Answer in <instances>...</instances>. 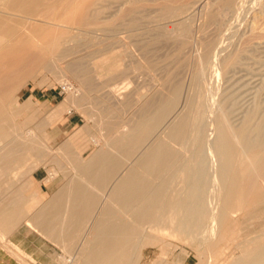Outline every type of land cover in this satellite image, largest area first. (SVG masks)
<instances>
[{"label": "bare ground", "instance_id": "bare-ground-1", "mask_svg": "<svg viewBox=\"0 0 264 264\" xmlns=\"http://www.w3.org/2000/svg\"><path fill=\"white\" fill-rule=\"evenodd\" d=\"M43 1L6 0L3 5L32 13ZM161 1L46 2L48 8L42 9L50 11L46 15L53 13L52 8L62 7L51 20L76 19L81 27L77 35L62 40L54 37L52 28L32 27L29 34H21L22 25L13 24L10 18L0 19V181L13 178L15 182L18 177L22 178L19 168H24L25 164L24 169L29 168L24 154L29 149L39 150L40 160L44 155L38 147L40 143L22 141L23 137L18 132L11 133L9 126L15 118L12 116H18L22 107V104L17 105L16 95L22 93L28 81L35 80L38 68L50 67L57 58L65 59L64 70L80 80L82 93L75 95L72 88L68 92L71 98L54 105L51 114L58 116L72 107H80L82 98L89 93L98 109L96 122L100 129L104 127L107 131L101 142L106 148L97 147L85 159L79 154L80 158L74 160L77 174L69 176L67 183L34 214L28 216L20 202L11 198L4 203L0 191V243H10L4 236L13 232L24 219L41 238L61 248L67 244L62 245L64 237L72 240L80 236L78 264H137L144 249L158 244V239L171 230L205 251V260L201 258L197 264H216L228 254L222 256L230 246L240 254L234 261L227 259L228 264L231 261V264H264V114L255 106L254 110L241 115L239 125L233 126L230 103L227 102L228 107L224 105L228 110L220 105L213 113L208 111L210 108L212 111L214 95L219 93L225 73L238 63L239 67L256 63L252 60L256 57L255 50L252 54L253 47L250 51L246 47L253 39L259 40L257 36L263 39L264 21L260 20L261 27L256 23L260 31L253 34L250 30L251 36L248 32L247 39H243L244 47L240 43L242 49L220 53L216 49L217 43L221 44L220 32L216 28L219 33H214V28L225 26L221 24L227 12L228 15L236 13V16L231 14L234 19L240 13L241 19L245 6L254 0H184L183 3L178 0L176 6L175 0H172L174 5L171 0ZM255 1L260 3V0ZM153 2L161 5L153 9ZM123 5L127 7L121 8ZM196 6L202 9L197 7L198 14L203 12L195 23L192 15ZM42 10L36 11L37 14ZM47 11L42 13L45 19ZM37 14L34 13V17ZM263 14L258 17L262 19ZM256 18L253 16L252 21ZM210 27L213 33L209 32ZM97 30L104 32V39L95 42L93 32ZM73 40L77 45L71 47L73 44L70 46L69 41ZM246 49L255 57L251 59ZM133 50L137 52L133 54L135 58L131 54L136 62L134 67L133 61L125 64L127 60L121 58ZM126 58L131 60L130 55ZM260 58L256 57L257 64ZM127 65L141 72L142 77L146 75L143 79L149 77L153 85L150 83L152 86L144 91L145 87L143 90L140 87L148 84L142 82L139 88L133 86L117 101L124 86H120L116 78L133 71L132 77L134 73L133 69L128 71ZM235 71L229 72L231 76ZM96 79L101 82L96 83ZM114 79L115 84H112L110 81ZM215 102L219 107L220 100ZM231 108L230 112L236 110ZM51 114L47 117L52 118ZM89 143L97 146L99 142L91 138ZM24 169L23 174L27 171ZM9 181L5 183L12 188L15 183L12 185ZM4 182L1 181L3 185ZM7 185L0 190L7 192ZM18 190L13 191L15 196L20 195ZM100 195L104 197L101 199ZM238 212L241 217H236ZM63 256L57 257L72 261L71 257Z\"/></svg>", "mask_w": 264, "mask_h": 264}, {"label": "rangeland", "instance_id": "rangeland-1", "mask_svg": "<svg viewBox=\"0 0 264 264\" xmlns=\"http://www.w3.org/2000/svg\"><path fill=\"white\" fill-rule=\"evenodd\" d=\"M2 1L3 0H0V6L2 7V8L0 7V19L2 17H3L2 19L10 18V21H12V23L14 22L18 25H22L19 27L21 34H29V30L32 29V27L41 26L44 28H52V31L54 32V37L56 39L62 40L64 38H66V39L71 38L72 36L77 35L80 31L79 29L81 27L77 23L78 21L76 19H68V20L66 19L65 20L63 18H60V19L51 20L52 19L51 16H54L57 13L59 14V12H61L60 10L62 7H55L54 9L52 8L53 13L52 12H51V14L49 13L50 16L46 15L50 11H47V9L43 11L42 9L48 8L45 5H47V3L51 2L52 0H49L48 2L46 0H44L47 3L46 2L43 3L44 2L43 1L41 3L42 6H41V4H40V6L37 5L36 7H39V8L33 9L32 13L31 12L28 13V12H24V11L19 12L15 9H11L9 6L7 7V6L3 5L6 2V0H4L3 2ZM157 1H160L159 3L162 2L161 0H157ZM175 1H174V3L176 6L178 4V2L180 1L179 3H181L182 0H179V1L175 0ZM154 2H153V4H154L153 6L150 5L151 7H153V9H155L156 7L158 8L161 5L159 3H158L159 5H157V4H155L157 2H155V3ZM183 2H184V0L182 1V3ZM165 3H168L171 5L173 3V1H172V3L171 2H165ZM174 3H173V5H174ZM256 3H258V4H256ZM260 3H263V5H264V2H262L261 0H260ZM260 3H259V1H255V0L252 1L251 3H248L247 6H245L248 8V10H247V8H245V10L242 11L241 19H240V15H241L240 13H238L239 17L237 16V19L236 18L234 19V15L236 16V13L230 12V15H228L229 13L227 12V14H226L227 16L225 15L226 16L225 18H227V17L228 18L222 19L223 23H226V24H223V23L221 24V25H225V26H222V29H221V27L216 26V25L220 26V24H215V25L213 24L214 26H216L214 28V33H217L218 30L220 32V34H218V35H220V37L218 35H216L219 38L218 41L221 39L220 40L221 44H219V42H218L216 45V49L218 52L225 53L226 51L227 52L234 51L235 48L237 49L235 51H238V49H240V48L242 49V46H243L242 43L244 42L243 39L246 36L248 37L249 34L251 36L255 32L260 31L259 27H261L263 25L262 21H264V16H262L263 17L262 19H261V17L260 18L258 17V15H260L264 11L263 10L264 6L262 4L260 6L259 5ZM125 7H127V6L126 5L121 6V8H125ZM197 7H199L201 9V6H196V8H194V9H197ZM199 8L192 15L193 16L192 19L195 23L197 21L199 22V19L201 18L200 15L203 12V11H201V14L200 13L198 14V12H200ZM261 8H262V10H259ZM49 9H50V7H49ZM115 9H117V8H115ZM41 10L43 12H40L37 14V12H39ZM13 11H14V13H13ZM46 11H47V13H45V15L48 16L47 19H45L44 15H42V13L44 14V12H46ZM34 13H35V15L37 14V16L34 17ZM233 13H234V15H231ZM255 13H259L258 15L256 14V16H257L256 22L254 21L256 19H253V21H252L253 16H254V18L256 17ZM229 17H231V18L233 17L234 21H233V19H231ZM244 17H246V18H244ZM48 18H50V19H48ZM258 18H259V21H258ZM229 19L232 20L231 23L229 22L230 21ZM260 20H262L261 24L259 23ZM23 22H25V23H23ZM228 22L230 24H228ZM256 23L259 24V27H257L258 24H256ZM252 24H254L256 26L254 27ZM98 25L101 26V23H99ZM213 25H212V27H214ZM251 25L254 28L250 27ZM22 27H24V28H22ZM212 27H210L209 32L212 31V33H213ZM216 28H218V30ZM215 29H216V32H215ZM253 29H258V30L257 31L254 30V32H253L252 31ZM250 30L253 34L250 32ZM248 32H249V34H248ZM93 33H94L93 38H94L95 42H97L101 39H104V32L103 31L100 32L99 30H97ZM105 35H107L106 32H105ZM247 37H246V39H247ZM257 37L259 38V40H257L256 38L253 39L256 41L250 40L253 43L251 44V42H249L250 46H248L246 48L249 51L253 49L252 54H253V51L255 50L256 53L254 52L253 55H255L256 57L261 56V58H260L261 62L259 64H257L259 62V58H257L258 59V62H257L256 57L252 56L251 52H248V50L246 49L247 50V51L245 50L246 54L249 53V55H251V57L249 55H248V57L247 56L246 57L248 59H249V57L251 59L253 57H255V59H252V60H253V62L256 60L255 61L256 63L254 62L255 64H252L253 62H251L252 60L250 59L251 60L250 62L252 65H248V66L242 65L239 67L240 63H238V64L234 65L235 67L233 66L234 68L233 67L230 68V70L227 71L223 77L224 81H226L225 79H227V83L222 80V82L220 83V87H219V93L220 94L218 93L219 95L218 94L214 95L215 98L213 96L214 102L212 101V104L214 106L212 108V111H211V108L208 110V111L213 113L214 110H217L218 108H221V107L223 108L224 105H226V107H228L229 104H227V102L230 103L231 104L230 108L232 107L231 110L236 109L234 112L233 111L230 112V108H229L230 119L232 118L230 120V122L231 123H232V121L234 122V123H232L233 126L236 123L241 122V115L243 113H245L247 110H248L247 112H250L251 109L255 108V106H257V108H260V112L262 111V115L264 114V112H263L264 110H262L264 108V100H263L264 99V40H263L264 37H263V39L259 36H257ZM241 38H242V40H241ZM222 40H224V41H222ZM240 43L242 45L241 47H239ZM236 44H237V46H236ZM69 45L70 46L72 45L71 47H74L77 45V41H76V45H75L74 40H73V42L69 41ZM78 45H79V43H78ZM80 48H82V47H80ZM232 48H234V49H232ZM250 48H252V49H250ZM132 52L131 51L128 52L126 56L125 55L121 56L122 60L126 59L128 61V62L124 61L125 64L131 63L133 60H135L134 59L135 56L133 54H135L137 52H135L134 50ZM131 54L133 55L134 58L131 56ZM129 55L131 57L129 59H131V60H128L126 58L127 56L129 57ZM248 59H247V61H248ZM64 60L65 59H62L60 57L59 59L57 58L56 60H54L50 67L38 68L35 71V80L28 81L27 84L22 88V90H23L22 93L16 95V103H17V105L22 104V107L20 109L18 116H12L15 118H13V120L11 119L12 121L10 122L9 130L11 133L18 132L23 137L22 141L26 142V141L32 140L37 145H39V143H40V145L38 147L41 148L42 151L44 152V155H43L44 157L40 156V158H41V160H40L38 157L39 156L38 153L40 151L38 150V152H37L35 150V148L34 149L31 148L28 151H26L24 154H25L26 160L29 164L28 165L29 168L26 169L28 172L24 169L26 167V164L24 165V168H23V166H21L20 167L21 169L19 168V170H21V171H19V170L18 171L21 172L22 175L18 172L17 173L20 174L19 176H21L22 178L19 179V177H18L17 180L15 178V180H16L15 182H13L14 181L13 178L5 181V182H10L9 180H11L12 185H13V183H15L16 185L14 184L12 186V188H11V186L7 185L9 183H5L4 180H1L2 183L4 182L5 185H7L6 189H9V190H7V192H3L2 191L3 189H1L0 191L4 196V198H3L4 203H7L9 201V198H11L12 201H14V202L19 201L20 204L23 206V210L28 212V216H30V214H34L41 207L46 205L52 199L51 197L53 196V194L55 195V193L60 188V186L62 187L63 185H65L67 183V182L65 183V181H68V179L70 177H73L77 174L76 173L77 172L76 167L74 166L75 165L74 160L76 158H80V156H82V158L85 159L93 151H95L97 147L98 148L102 147L103 149L106 148V145H104V143H101V142H104L103 140L105 139V135L107 134V131L104 127H101V129H100V125L96 122L97 117H98V109L94 106L93 100L91 99V97H89V93L85 94L84 97L82 98V100H81L82 102L80 103V107L79 106H77L78 108L72 107V109L69 112H63L62 114H60L58 116L55 114H51L53 109H52V111H50V109L52 107H55L54 105L58 104L59 102H61L63 100H66V99L69 100V98H71V96L68 95V94H70L68 92H70L72 90V88L74 90L75 95L76 94L78 95V93L79 94L82 93V89L79 90L81 88L80 87V80L73 77L72 75L68 74L64 70L63 66L66 63ZM240 61H242L241 63L243 64V59ZM63 62H65V63H63ZM135 63H134V61H133V64L131 63L132 67H134ZM244 63H245V61H244ZM245 64H248V63L246 62ZM131 65H127L128 69H129L128 71H132L133 68L131 67ZM129 67H131V68H129ZM233 69L236 71L232 72V73H234V76H231L233 74H231L229 72H231V70L234 71ZM133 70H134L133 74H135V76L132 74V77H131V73L133 72L132 71V72H129L130 74L128 73L127 75H125V77L116 78V79H118V81H116V79L110 81L111 83L113 82L112 84H115V81H116L117 83H119L120 86H124V88H121L122 90L120 89L122 92L119 91V94L120 93L121 94L120 95L118 94L119 95L118 98H120V99H118L117 101H120L122 95L124 93H126L127 91H130L133 86H134V88L135 87L139 88V86L141 84L146 83L149 85L151 83V82H149L150 81V79H148L149 77L143 79L144 76L146 77V75L143 74V77H142L141 72H139L135 69H133ZM136 72L138 75L136 74ZM227 74H230V75H227ZM128 75H130V76H128ZM138 76L139 77L141 76V77L139 78ZM134 77H136L134 80V81H136V83H138L142 80L140 83H138L139 85L138 84L136 85V83L132 80V79H134ZM137 77L139 78V80H137L138 79ZM229 77H231L232 79H230ZM97 79H98V77H97ZM97 79H96V83L98 81H100V80L97 81ZM101 80L103 81V78H101ZM142 82H144V83H142ZM151 84L153 85V83H151ZM151 84L149 86L148 85L147 86L142 85L140 88H142V90H143V87H145L144 88V91H145L146 88L148 89V87L152 86ZM226 87H229V88H226ZM103 89H105V88H103ZM224 89H226V90H224ZM105 90H103L104 92L103 91H101V92L103 94L104 93L106 94ZM220 90L221 91L224 90L227 92L230 90L229 92L231 94L232 93H234V94L231 95L230 93H228L229 94L228 95L227 92L222 91V92H224L223 93V95H225V97H224ZM230 95L232 98L231 97L228 98V96H230ZM216 97H218V98H216ZM233 97L236 99L233 100ZM216 99H219L220 102H222V103L220 104L219 100H216ZM225 99H228V100H226V102H224ZM229 100L232 102H230ZM240 100H242V101H240ZM117 101H115V102H117ZM215 101H217V103L219 102V107L217 105L215 106V103H216ZM238 101H239V103H237ZM220 105H221V107H220ZM215 107H216V109H215ZM226 107H224V108H226ZM238 107H240V108H238ZM46 112H47V115H46ZM247 112H246V114H247ZM50 114H51L52 118L50 116H49L50 118L47 117ZM233 114H235V115L233 116ZM53 115L57 116L58 118L57 117L55 118ZM262 115H261V117H263ZM243 116H245V115H243ZM239 119H240V121H239ZM263 119H264V117H263ZM263 123H264V121H263ZM237 125H239V123L236 124L235 126H237ZM263 126H264V124H263ZM104 131H106V133H104ZM262 132H264V127H262ZM26 133H28V134L26 135ZM91 138H95L101 144L98 143V145L96 146L92 143H89ZM88 143H89V145L86 146V144H88ZM41 146H43V147H41ZM47 154H49V155H47ZM79 154H80V156H79ZM47 159H49V160H47ZM55 159H57V160H55ZM54 161H57V162L54 163ZM42 162H44L45 164ZM36 164H37V167L35 168L34 166H36ZM22 169H24L26 171V173L23 174ZM52 173L55 175H53ZM18 174H16V176ZM63 176L65 177V179ZM1 181H0V183H1ZM17 181H19V182H17ZM2 183H1V185L3 186V188H5L6 186L3 185ZM19 183H20V185L22 184L23 186H20ZM2 186H0V188ZM16 186L18 188H16ZM13 188H14V190H13ZM20 188H23V190H21V191L18 190ZM94 189L97 190V188H93V190ZM10 190H13L14 192H15V190H18L20 195L15 196L14 192L13 191L10 192ZM8 191H9V193H8ZM97 191H95V192H97ZM4 193H5V195H4ZM98 193H99V191H98ZM8 194H9V196H8ZM102 196L103 195H100L101 199L104 197V196L103 197ZM240 214H241L240 212L236 213V217L237 216L241 217L242 214L241 215ZM263 218H262V220H264ZM23 221H24V219H22L21 222L17 223L18 226L16 225V227H15L16 229L13 232L8 234L7 236H4L9 241L13 242V244H11V242L10 243L7 242L8 244L7 243H0V264H63V263L64 264H70V262H71V264H73L74 262H75L74 264L79 263L78 262L79 260H77L78 259L77 256H78V252L80 251V247L82 245L80 243L81 242L80 236H77V238L75 236V238H73L72 240L64 237L63 238L64 242L62 240H61V242H63L62 245L65 244V242H66L67 244H65V246H67V247H65L63 245L64 246L63 248L65 249V251H63V248H61L59 246H55L54 244L50 243L48 240L41 238V236L38 235V233L35 231V229H32L33 227L30 228V226L26 225L25 222H23ZM158 240H157L158 244L149 245L146 248L147 250L144 249L145 255L143 254V256L140 258V260L138 261L137 264H197L198 263L197 261H199L201 258H202L201 260H205L206 256H205L204 250L198 249L194 242L193 243L190 241L188 242L184 237L180 236L179 234L172 232L171 230H169L168 235H166L164 238L160 237V239H158ZM78 243H79L80 247H79V245L77 247ZM164 245H166V246H164ZM60 248H61V251H60ZM76 248H77V250L74 251ZM222 248H224V247L222 246ZM232 248H233V246L232 247L230 246V248H228L227 250L225 249L226 251L225 252L223 251L224 253H222V256L227 254V253L228 254L223 256L224 260L221 259L222 256L220 255L221 258H219V259H221V260H219V262L216 261L217 262L216 264H218V263L228 264L227 261H230L231 259L234 261V258H237V256L240 253H239V250L236 249L238 252L236 250H235L236 251L235 252L234 251L235 248H233V249ZM73 251L75 254L73 253ZM229 251H231V252H229ZM61 252L64 254H62ZM160 252H161V255L159 254ZM68 253H69V255H67ZM200 253H201V255H200ZM236 253H237V255H236ZM57 254L60 255L61 258L63 255H64L63 256L64 258H70L71 257L70 260H72L73 263H72V261H69V262L68 261L65 262L64 260L62 261V259H60L61 260L60 261L59 257H57L58 256ZM234 255L236 257H233ZM72 257H74L75 259L77 258V259L75 260ZM230 257H232V258H230ZM15 258L19 259L20 261L15 259ZM56 259H58V260L56 261ZM233 261H231V262H233ZM20 262H22V263H20ZM231 262H229V263L231 264Z\"/></svg>", "mask_w": 264, "mask_h": 264}]
</instances>
